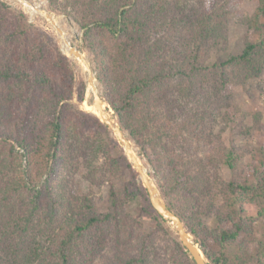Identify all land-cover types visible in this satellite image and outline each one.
<instances>
[{"label": "trees", "instance_id": "obj_1", "mask_svg": "<svg viewBox=\"0 0 264 264\" xmlns=\"http://www.w3.org/2000/svg\"><path fill=\"white\" fill-rule=\"evenodd\" d=\"M48 3L83 31L105 101L208 263L264 264V148L225 178L241 154L217 132L227 84L264 70V0L241 51L214 62L232 0ZM76 84L58 40L0 0V264H196L127 210L141 194L166 221L111 130L73 103L84 98ZM81 168L86 183H109L105 211L75 190Z\"/></svg>", "mask_w": 264, "mask_h": 264}, {"label": "rangeland", "instance_id": "obj_2", "mask_svg": "<svg viewBox=\"0 0 264 264\" xmlns=\"http://www.w3.org/2000/svg\"><path fill=\"white\" fill-rule=\"evenodd\" d=\"M5 1L8 2L13 8L22 10L30 22L38 25L40 28L52 34L58 40L61 49L72 60V66L74 68L77 81L76 87H78L82 81L85 83L83 100L79 101L75 97L73 99V103L76 104L81 110L94 113L95 109L92 105L93 93L87 83V69L79 59L69 55L68 47L49 19L38 13L36 10L32 9L28 4L23 3L21 0ZM29 1L36 3L38 0ZM44 2L45 4L43 7L40 5L39 6L50 11L54 15L55 19L58 21V24L64 29L72 44L78 47L88 58L95 73L98 90L102 95V89L97 78V69L94 55L86 46V42L83 37V31L76 25L71 17L52 10L49 6L48 0H44ZM258 2L259 0H232V14L229 16L228 20L227 41L220 42L212 49L209 60L210 62L218 61L226 54L239 53L241 51L245 37L248 34L249 20L253 16ZM261 23L264 24V17L261 18ZM256 40L259 42H264V31L263 33H258L256 35ZM224 99L227 104L225 115H227L228 118L223 119L222 117L219 119L217 132H219L222 127H224V130L221 132L224 144L228 146H235L241 154V162L238 164V167L235 170H231L226 167L221 169L223 176L225 178H230L237 174H241V172L246 170V165L252 160V156H260L262 147L264 148V70L258 77H250L244 81H237L235 79L231 80L224 89ZM105 105L108 109H110V112H113V117L117 121L113 109L110 108L107 102ZM131 142L135 152L138 153L137 146L132 140ZM123 151L124 149L122 150L121 148H117L115 153L118 156L122 154ZM138 156L144 167L147 169V172L152 178L153 182L157 186L153 176L152 168L145 162V159H142L139 153ZM84 171L85 169L81 168L78 174L75 175V190L79 193L92 192L95 195V201L98 209L100 211H105L108 206L109 183L106 182L101 187L86 183L82 177V173H84ZM146 207L147 200L143 195L140 194L136 198L131 199L127 205V210L132 213L134 217H137L141 221L143 230L151 232H155L157 229L159 230L160 237H158L157 243L162 246H166V243L174 246L176 240L180 239L173 224L167 220L161 221V219L155 217V214L152 211L143 210ZM161 223L164 226L165 231L162 230L160 226ZM208 223L213 224V220H209ZM191 236L193 239L194 236L192 234Z\"/></svg>", "mask_w": 264, "mask_h": 264}, {"label": "water", "instance_id": "obj_3", "mask_svg": "<svg viewBox=\"0 0 264 264\" xmlns=\"http://www.w3.org/2000/svg\"><path fill=\"white\" fill-rule=\"evenodd\" d=\"M23 3H28L29 5L33 6L36 11L46 18L52 23V25L56 28L62 40L68 47V52L70 56H74L79 59L87 69V83L89 88L92 90L93 93V103L92 105L95 108V114L100 118V120L107 125V127L111 130L113 135L116 137L117 141L123 147L124 152L132 163V166L138 172L139 177L142 181L143 186L146 188L149 196V201L152 207L161 215L164 219L169 221L173 224L178 237L188 250L196 264H209L208 259L205 257L202 249L200 246L194 242L192 236L189 231H187L184 223L182 222L180 216L176 214L165 202L158 187L153 182L152 178L148 174V172L144 169V165L140 160L138 154L135 152L133 144L131 140L127 137L125 131L121 128L119 123L110 115L109 109L106 107V102L102 97L101 93L98 90L96 84V77L93 70L91 63L89 62L88 58L84 53L75 45L72 44L70 39L67 37L64 29L58 24V21L55 19L54 15L42 8L38 5H35L33 1L29 0H21Z\"/></svg>", "mask_w": 264, "mask_h": 264}, {"label": "bare ground", "instance_id": "obj_4", "mask_svg": "<svg viewBox=\"0 0 264 264\" xmlns=\"http://www.w3.org/2000/svg\"><path fill=\"white\" fill-rule=\"evenodd\" d=\"M35 3V2H34ZM26 4H28V3H26ZM44 4H45V2H44V0H38L36 3H35V5H40V6H44ZM29 5V4H28ZM32 9H34V10H36L33 6H31V5H29ZM39 6V7H40ZM33 10V11H34ZM57 18V17H56ZM58 19V18H57ZM84 65V64H83ZM94 107V106H93ZM95 109V108H94ZM109 112H110V109H109ZM110 115L112 116L113 114H111V112H110ZM113 117V116H112ZM137 153V152H136ZM138 154V153H137ZM144 169L147 171V169L144 167Z\"/></svg>", "mask_w": 264, "mask_h": 264}]
</instances>
